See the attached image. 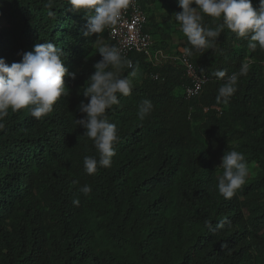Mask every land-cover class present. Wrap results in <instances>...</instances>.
I'll return each instance as SVG.
<instances>
[{"label":"trees","instance_id":"obj_1","mask_svg":"<svg viewBox=\"0 0 264 264\" xmlns=\"http://www.w3.org/2000/svg\"><path fill=\"white\" fill-rule=\"evenodd\" d=\"M147 16L146 29L162 37L155 48L169 49L167 31L153 22L150 6L182 11L177 0H137ZM0 0V58L9 65L46 41L59 46L68 96H61L48 115L37 120L27 108L9 110L0 130V264H264V50L227 28L216 50L188 56L208 81L201 93L184 97L189 84L171 61L153 65L142 53L127 56L137 69L129 96L107 111L120 140L111 166L86 173L83 159L97 156L93 141L76 120L93 65L97 38L114 45L107 27L83 35L87 16L68 0ZM257 8L259 0H251ZM221 21L205 16L204 24ZM182 47H190L183 35ZM228 103L217 101L224 83L214 73L238 72ZM132 68L125 67L127 75ZM150 114L138 115L141 102ZM199 120L195 125L190 119ZM237 137L249 143L243 153L258 176L225 199L218 191L215 155L233 150ZM250 139H249V138ZM92 189L83 195L79 189ZM79 199V206L72 201Z\"/></svg>","mask_w":264,"mask_h":264},{"label":"clouds","instance_id":"obj_2","mask_svg":"<svg viewBox=\"0 0 264 264\" xmlns=\"http://www.w3.org/2000/svg\"><path fill=\"white\" fill-rule=\"evenodd\" d=\"M182 11L174 14L175 22L187 38L190 47H184L185 56H192L194 51L216 50L217 39L225 28L238 37L248 39V47L264 50V0L254 8L251 0H177ZM130 0H68L71 9L83 11L87 23L83 35L102 33L106 27L116 25L122 13L129 6ZM48 15L54 16L52 3L47 5ZM221 21L216 26L204 24V17ZM97 53L101 59L96 62L94 72L88 77V85L82 95L87 103L81 101L78 108L83 118L76 120L84 129L83 135L93 141L97 156H85L84 168L87 174L94 175L98 168L111 166L112 157L116 154L114 145L119 142L117 126L111 123L107 111L119 104L118 95L129 96L134 87L133 78L137 69L133 68L123 50L115 45L104 44L97 38ZM65 53L50 41L37 43L33 50L24 52L19 62L10 65L0 58V130L5 127L4 120L9 110L17 112L27 108L29 114L37 120L48 115L53 105L61 96H68L69 90L64 77L75 80L76 73L69 72L64 64ZM252 60L241 65L238 72L227 74L226 69L217 70L214 76L224 83L218 88L217 101L228 103L237 91L238 80L247 75ZM132 68L127 75L123 69ZM198 96V95H197ZM196 97V96H195ZM186 98V97H185ZM194 98V97H193ZM191 99V98H190ZM152 102L145 99L139 106L141 119L150 114ZM219 168L218 191L225 198H232L245 184L249 168L245 154L235 149L225 151ZM83 195L91 193L89 185L79 189ZM79 206V199L72 201Z\"/></svg>","mask_w":264,"mask_h":264},{"label":"built area","instance_id":"obj_3","mask_svg":"<svg viewBox=\"0 0 264 264\" xmlns=\"http://www.w3.org/2000/svg\"><path fill=\"white\" fill-rule=\"evenodd\" d=\"M147 16L137 0H130L129 6L122 13L121 20L113 26L107 27L108 37L112 43L121 48L128 56L130 52L142 53L153 65H161L165 61L178 64L183 70L189 84L183 87L182 93L187 99L201 93L208 81L205 73H199L196 66L188 56L183 53L184 47H178L175 51H165L154 47L151 32L145 25Z\"/></svg>","mask_w":264,"mask_h":264},{"label":"rangeland","instance_id":"obj_4","mask_svg":"<svg viewBox=\"0 0 264 264\" xmlns=\"http://www.w3.org/2000/svg\"><path fill=\"white\" fill-rule=\"evenodd\" d=\"M147 12L149 13V15L153 17V22L160 24L167 31L169 38L166 40L167 41L166 43L169 44L168 45L169 49L181 47L184 34L180 31L179 24L175 22L173 18L174 14L178 13L179 11L170 12L169 17H168L169 19L167 21L164 19V16H166L168 13L163 8L156 7V6H150ZM152 37L154 41H156V38L157 39L162 38L159 35V33H155V35H152ZM99 40L102 43L107 44L105 40L101 38H99ZM96 45H97V41L95 43L94 52H97ZM189 119H190L191 125L196 126L199 123V120H192L191 118ZM227 143L231 145V147H233L235 150L243 153V150L246 148V144L249 143V140L247 138L237 137V138L227 141ZM221 158H222V155L220 154L215 155L213 158V168L215 169L216 175L218 176L222 175V169L219 168V164L221 163ZM245 158L247 160V164L249 168V175L246 178V182H248L258 176V168H257V165L253 161H250L247 158L246 154H245Z\"/></svg>","mask_w":264,"mask_h":264}]
</instances>
